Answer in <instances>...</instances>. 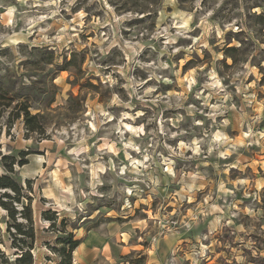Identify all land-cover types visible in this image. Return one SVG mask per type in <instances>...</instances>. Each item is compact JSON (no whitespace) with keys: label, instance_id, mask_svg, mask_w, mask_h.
Listing matches in <instances>:
<instances>
[{"label":"rangeland","instance_id":"rangeland-1","mask_svg":"<svg viewBox=\"0 0 264 264\" xmlns=\"http://www.w3.org/2000/svg\"><path fill=\"white\" fill-rule=\"evenodd\" d=\"M5 176L0 264H264V0H0Z\"/></svg>","mask_w":264,"mask_h":264},{"label":"trees","instance_id":"trees-1","mask_svg":"<svg viewBox=\"0 0 264 264\" xmlns=\"http://www.w3.org/2000/svg\"><path fill=\"white\" fill-rule=\"evenodd\" d=\"M229 50H233V49H229ZM26 114L29 116V113H26ZM8 181H9L8 177H6V176L5 177H1V179H0V189H12L14 192L19 193V189L14 187L13 185L8 184ZM29 220L31 221L32 218L29 217ZM17 228H18V231L20 233H22L21 227L19 226ZM24 235H27V234H24ZM28 236L32 240H35V235L32 232L30 234H28ZM68 245H69V253L67 251V248L63 249L62 253H63L64 259L62 260L61 264H72V254L79 247L80 241H75L74 242L73 239L71 238L69 240ZM66 252H67V255H66ZM24 255L25 256H23L22 259H24L25 257H28V256L30 257L31 254L29 253V251H27ZM20 261H22V260H20Z\"/></svg>","mask_w":264,"mask_h":264},{"label":"bare ground","instance_id":"bare-ground-1","mask_svg":"<svg viewBox=\"0 0 264 264\" xmlns=\"http://www.w3.org/2000/svg\"><path fill=\"white\" fill-rule=\"evenodd\" d=\"M9 14H12V11H11V10H10ZM5 16H6V15H5ZM9 16H10V15H9ZM10 18H12V17H10ZM8 19H9V18H8ZM8 19H7V20H8Z\"/></svg>","mask_w":264,"mask_h":264},{"label":"crops","instance_id":"crops-1","mask_svg":"<svg viewBox=\"0 0 264 264\" xmlns=\"http://www.w3.org/2000/svg\"><path fill=\"white\" fill-rule=\"evenodd\" d=\"M77 250V249H76Z\"/></svg>","mask_w":264,"mask_h":264}]
</instances>
